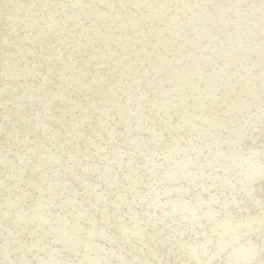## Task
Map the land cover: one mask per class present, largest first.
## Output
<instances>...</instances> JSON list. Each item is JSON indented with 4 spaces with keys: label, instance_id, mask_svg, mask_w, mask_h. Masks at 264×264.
Instances as JSON below:
<instances>
[{
    "label": "rangeland",
    "instance_id": "obj_1",
    "mask_svg": "<svg viewBox=\"0 0 264 264\" xmlns=\"http://www.w3.org/2000/svg\"><path fill=\"white\" fill-rule=\"evenodd\" d=\"M260 102L264 0H0V264H248Z\"/></svg>",
    "mask_w": 264,
    "mask_h": 264
},
{
    "label": "bare ground",
    "instance_id": "obj_2",
    "mask_svg": "<svg viewBox=\"0 0 264 264\" xmlns=\"http://www.w3.org/2000/svg\"><path fill=\"white\" fill-rule=\"evenodd\" d=\"M110 5V4H109ZM173 7V6H172ZM245 8V7H244ZM252 8V7H251ZM89 9V8H88ZM139 9V8H138ZM100 10V9H99ZM180 10V9H179ZM247 10V9H246ZM175 13H177V12H175ZM179 15V14H178ZM177 15V16H178ZM250 15V14H249ZM249 15H247V16H249ZM188 16V15H187ZM175 17V16H174ZM179 17V16H178ZM183 17H185V16H183ZM189 17V16H188ZM246 18V17H245ZM129 21V20H128ZM178 22V21H177ZM181 22V21H180ZM199 24V23H198ZM228 25V24H227ZM161 26V25H160ZM212 26V25H211ZM185 27V26H184ZM224 27V26H223ZM254 27V26H253ZM174 28V27H173ZM198 28V27H197ZM220 28H222V27H220ZM245 28V27H244ZM199 29V28H198ZM243 29V28H242ZM175 30H176V28H175ZM181 30H182V28H181ZM192 30V29H191ZM194 30V29H193ZM244 30V29H243ZM145 31V30H144ZM143 31V32H144ZM179 31V30H178ZM196 31V30H195ZM207 31V30H206ZM203 32V31H202ZM180 33V32H179ZM190 33V32H189ZM243 33V32H242ZM246 33V32H245ZM247 33H248V31H247ZM146 34V33H145ZM185 34V33H184ZM178 35V34H177ZM187 35H189V34H187ZM224 35V34H223ZM127 36V35H126ZM152 36V35H151ZM158 36V35H157ZM221 36H222V34H221ZM243 36V35H242ZM252 36V35H251ZM188 37H190V36H188ZM157 38V37H156ZM185 38V37H184ZM210 38V37H209ZM224 38V37H223ZM126 39V38H125ZM155 39V38H154ZM163 39V38H162ZM167 39V38H166ZM189 39V38H188ZM140 40V39H139ZM192 40V39H191ZM200 40H201V38H200ZM242 40V39H241ZM248 40V39H247ZM167 41V40H166ZM227 41V40H226ZM162 42V41H161ZM232 43H234V42H232ZM188 44V43H187ZM157 45V44H156ZM178 45V44H177ZM162 46H164V45H162ZM224 46V45H223ZM105 47V46H104ZM159 48V47H158ZM170 48V47H169ZM248 48V47H247ZM105 49V48H104ZM171 49V48H170ZM155 51V50H154ZM102 52V51H101ZM134 56V55H133ZM132 57V56H131ZM162 58V57H161ZM147 60V59H146ZM152 62V61H151ZM154 64V63H153ZM158 73V72H157ZM157 75V74H156ZM161 81V80H160ZM159 90V89H158ZM262 100V99H261ZM225 101V100H224ZM261 103V102H260ZM263 106H264V102L263 103H261V104H259V108L257 107L256 108V110L259 112V117H260V110H261V108H263ZM242 116L244 115V117H246V114H241ZM236 117H238L237 115H235ZM240 117V116H239ZM238 117V118H239ZM243 117V118H244ZM264 117V116H263ZM172 119V118H171ZM236 120H238V119H236ZM251 119L249 118V116H248V118L247 119H245L244 121H250ZM243 121V122H244ZM171 122V121H170ZM242 122V123H243ZM264 125V124H263ZM253 126V125H252ZM251 126V127H252ZM257 127H261V126H257ZM98 128V127H97ZM257 129V132L255 131L254 132V130L253 131H249V133H248V130H249V128L247 129V130H245V133L243 134V137L241 138L242 140H241V142H239L240 143V145L238 144V148L240 149V147H243V145L244 146H246V145H251V146H256V147H260L261 148V145L262 144H264V142H262L263 141V139H264V127H261V128H256ZM255 129V130H256ZM254 133H256L254 136H253V134ZM258 135V136H257ZM169 137H172V133L171 134H169ZM221 141H224V139H222V137L218 140V142L216 143L217 145H216V147L215 148H212L211 150H214V149H217L218 148V145H219V143L221 142ZM210 143H212V142H210ZM197 145H200L199 143L197 144ZM188 147V146H187ZM190 147H191V145H190ZM163 148L164 147H157L156 148V150L154 149V150H152V151H154V152H157V151H159V150H163ZM192 148H194V151H191V150H185L184 152H182V154L185 156V157H188V158H184V159H182L181 161H180V164L181 165H185L186 163H188L189 161H190V158H191V160L192 161H194V159H195V157H197L204 149L201 147V148H197V149H195V147H192ZM210 148V147H209ZM254 148V147H253ZM199 149H203L202 151H200V152H198V150ZM206 149V148H205ZM238 149V150H239ZM115 150H116V148H115ZM196 150V151H195ZM237 150V149H236ZM255 150V149H254ZM140 152H143V151H141L140 150ZM195 156V157H194ZM149 160V159H148ZM263 168H264V166H263ZM226 172V170H221L220 172H219V174L218 175H215L214 177H213V182L214 181H216V180H218V182L219 183H225L224 181H223V176H221L222 174H224ZM263 176H264V171H263ZM213 176V175H212ZM234 185H235V187L233 188V189H235V190H238L239 192H240V190L242 189V184H241V180L239 179V178H237L236 179V182L234 183ZM185 190H186V188L187 187H183ZM240 189V190H239ZM198 191V187L197 186H193V189H192V192H191V194L193 193V194H195V192H197ZM234 191L232 190L231 191V193H233ZM236 194H238L237 192H234V194H232V195H230V196H233V195H236ZM216 196V195H215ZM220 196V195H219ZM217 197L215 200H213V201H216L217 199H218V201H219V199L222 197V196H225V195H221L220 197ZM256 198L261 202V204H264V201H262V200H264V187L261 189V191L259 192V194H258V196H256ZM216 203V202H215ZM246 210V209H245ZM262 212L263 213H261V214H259V213H257L258 215H260V216H256L255 218H254V221H256V223L258 224L257 226H259L258 228H256L257 226H255V227H253V228H256V229H243L242 230V232H239V233H234L235 234V236H237V235H239V238L235 241V242H238V243H236L235 244V247L237 248V251L238 250H240V251H244V252H246V253H244L245 254V257L247 258L246 259V262L248 261V260H250V261H248L247 263L248 264H250L251 262L253 263V261L252 260H254V263L253 264H256V262L258 263V264H264V248L263 249H261L260 251H258V249L260 248V245H259V241L256 239V237H249L251 234H253V233H255V232H257V229H260V227H262V226H264V209L262 210ZM263 215V216H262ZM177 214L176 215H174V216H172V218L173 219H177ZM201 217H203V216H201ZM236 217H238V218H240V220H242V221H240L241 222V224H243L242 226H244V225H246V223H248V222H252L253 220H252V218H248L246 215H244V214H242L241 215V217L240 216H236ZM163 218V217H162ZM162 218L159 220V222H157V223H161V221H162ZM175 222L177 221V220H174ZM172 223H174V222H172ZM171 223V224H172ZM224 223H225V221H224ZM232 224H237L236 222H233ZM262 226H261V225ZM152 225H154V224H152ZM174 225H176L175 223H174ZM155 226V225H154ZM154 226H153V228H154ZM182 227H187V226H189V225H181ZM251 226V225H250ZM249 226V227H250ZM169 228H172V227H169ZM150 229V228H149ZM256 230V231H255ZM167 233L169 234L170 233V231L168 230V228H165L163 231H162V233H156L155 235H157V237H156V239H159L160 237H161V235L163 234V235H167ZM240 233H242V235L240 236ZM180 234H182V236H184V232H183V230L182 229H180ZM244 238V239H243ZM258 238V237H257ZM161 241H162V243H163V239H159V240H157L155 243H158V244H160L161 243ZM161 243V245H163ZM191 243V242H190ZM190 245V244H189ZM239 247V248H238ZM191 249V248H190ZM170 250V249H169ZM248 250L250 251V252H248ZM211 251H213V253H216L214 250H211ZM239 251V252H240ZM171 252V251H170ZM209 252V251H208ZM208 252H206V253H208ZM228 253H224L223 254V252H219V253H216L215 254V258H213L214 260L215 259H217L216 261H218L216 264H224V261H225V259L227 260V261H229L230 260V257H231V252L230 251H227ZM242 253V252H241ZM199 253H196V255H198ZM222 254V255H221ZM194 252H192L191 253V251L189 250L188 252H187V256H188V258H189V260L190 259H194ZM195 255V256H196ZM238 255V254H237ZM243 255V254H242ZM201 257L198 259V262L200 263V264H208V260H205L204 261V258L207 256V254H204L203 256L202 255H200ZM212 259V260H213ZM242 260L243 259H241V260H237L236 262H234V264H242L241 262H242ZM204 261V262H203ZM186 264V263H185ZM193 264H196L195 262L193 263Z\"/></svg>",
    "mask_w": 264,
    "mask_h": 264
}]
</instances>
